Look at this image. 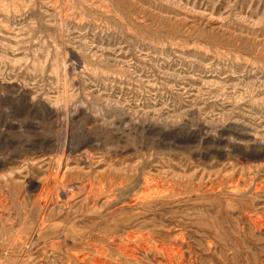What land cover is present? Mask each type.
Segmentation results:
<instances>
[{"label": "rangeland", "instance_id": "rangeland-1", "mask_svg": "<svg viewBox=\"0 0 264 264\" xmlns=\"http://www.w3.org/2000/svg\"><path fill=\"white\" fill-rule=\"evenodd\" d=\"M162 193L199 264H264V0H0V264H88Z\"/></svg>", "mask_w": 264, "mask_h": 264}, {"label": "bare ground", "instance_id": "bare-ground-1", "mask_svg": "<svg viewBox=\"0 0 264 264\" xmlns=\"http://www.w3.org/2000/svg\"><path fill=\"white\" fill-rule=\"evenodd\" d=\"M56 176H57V172H56ZM55 179H56V177H55ZM154 181H156V180H154ZM67 188H68V186H67ZM154 189H155V187H154ZM51 191H52L51 193H53V190H51ZM54 192H56V191L54 190ZM66 192H68V191L66 190ZM56 194H58V193H55L54 196H56ZM143 194H145V193H143ZM106 196H108V195L106 194ZM50 197H51V195H50ZM166 197H167V195L162 193V194H159L157 196L155 195V196L148 198V199H141V200H138V201L131 203L130 204L131 207H133V206L139 207V208H141V211L132 212L130 215L125 216L123 218L122 224H127V223L133 222V221L141 218L140 221L135 223V227L137 229L136 230H134V229L128 230V231L126 230V231H123L124 233H122V234H111L108 236H103L104 245L96 248L93 251V253L90 252L91 254H93V257H92V260L88 264H199V260L202 258L203 254H202V252H200L201 251L200 248H196L192 244V241L190 240V239H192L191 233H188L186 226H185L187 224L183 223L182 221L177 220V219H175L174 221H172L170 219H168V221H167L166 219H162V218H160L159 221H156V219H155L156 212L154 211V207H156V206L158 207V205L161 206L165 203H168L167 200H164V198H166ZM142 198H144V197L142 196ZM137 199L138 198H136L134 200H137ZM105 203H109V201L106 199ZM44 207H46V206H44ZM147 215H152V217L148 218ZM208 216H210V215H208ZM208 216H207V218H208ZM43 217H44V215H43ZM146 217L148 219H146ZM254 217H253V219H254ZM210 220H211V218H210ZM184 221H187V220H184ZM165 222H167V224H165ZM169 224L172 226H169ZM215 233H217V232H215ZM207 234H208L207 235V238H208L207 250L210 252L209 254L211 256H210V259L206 262V264H216L215 261L212 260L213 253L211 250L217 248L221 252L222 247L217 242H213L212 240H210L209 232H207ZM227 236H229V235H227ZM138 254L144 255L146 258H149L150 261H148V262L142 261L143 259L141 260L140 259L141 257L138 258V256H139ZM88 257L89 256L87 254H82L79 257L75 256L74 261H77L78 264H82L84 261H87ZM231 258H232V256H231ZM220 259H221V257H220Z\"/></svg>", "mask_w": 264, "mask_h": 264}]
</instances>
